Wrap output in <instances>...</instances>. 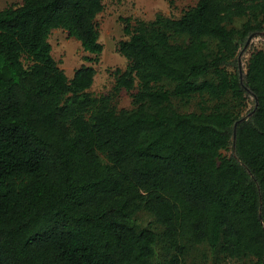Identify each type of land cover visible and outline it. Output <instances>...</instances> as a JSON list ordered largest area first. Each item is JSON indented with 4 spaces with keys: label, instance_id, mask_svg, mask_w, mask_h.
Instances as JSON below:
<instances>
[{
    "label": "trees",
    "instance_id": "trees-1",
    "mask_svg": "<svg viewBox=\"0 0 264 264\" xmlns=\"http://www.w3.org/2000/svg\"><path fill=\"white\" fill-rule=\"evenodd\" d=\"M104 8L23 0L0 11V264H185L200 246L218 262L264 264V50L243 84L231 71L264 29V0L123 19L128 67L94 96L95 68L68 78L50 36L64 30L97 63ZM123 91L132 109L115 107ZM247 92L258 105L240 122ZM194 101L198 111H181Z\"/></svg>",
    "mask_w": 264,
    "mask_h": 264
},
{
    "label": "rangeland",
    "instance_id": "rangeland-1",
    "mask_svg": "<svg viewBox=\"0 0 264 264\" xmlns=\"http://www.w3.org/2000/svg\"><path fill=\"white\" fill-rule=\"evenodd\" d=\"M23 0H0V11L7 7L19 6ZM197 0H104V11L98 15L97 24L100 32V42L104 49L96 63L95 55L84 51L81 43L68 36L62 30H54L50 36L52 55L61 69L72 78L77 69L82 66H92L96 70L94 84L90 92L94 96L107 95L112 92L115 85V73L124 72L129 62L119 52V43L127 40L124 33L123 19L152 21L159 14L171 18H179L188 8L194 6ZM242 21L237 23L241 26ZM257 50H264V29L253 33L244 43H241L239 53L231 66V71L243 76L247 72V65L251 54ZM247 109L243 118L251 117L255 110V98L251 93H246ZM118 110L132 109V97L123 91L114 103ZM182 112L198 111L197 101L191 105L181 107ZM234 154V149L231 152ZM138 222L142 227L154 229L157 224L153 216L148 213H140ZM185 264H251L249 260L221 261L205 247H196L185 260Z\"/></svg>",
    "mask_w": 264,
    "mask_h": 264
},
{
    "label": "water",
    "instance_id": "water-1",
    "mask_svg": "<svg viewBox=\"0 0 264 264\" xmlns=\"http://www.w3.org/2000/svg\"><path fill=\"white\" fill-rule=\"evenodd\" d=\"M241 82H242V84H243V76H241ZM245 88H246V87H245ZM246 90L250 91L248 88H246ZM254 98H255V100H256V102H257V105H258V99H257V97L255 96ZM245 120H246L245 118H242V120H240V122L245 121ZM236 132H237V125L235 126V129H234V138H233V140H234V145H235V142H236Z\"/></svg>",
    "mask_w": 264,
    "mask_h": 264
}]
</instances>
